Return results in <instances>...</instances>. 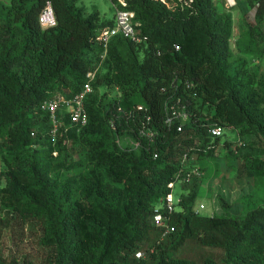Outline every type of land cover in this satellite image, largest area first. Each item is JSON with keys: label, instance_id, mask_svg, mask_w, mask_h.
<instances>
[{"label": "trees", "instance_id": "trees-1", "mask_svg": "<svg viewBox=\"0 0 264 264\" xmlns=\"http://www.w3.org/2000/svg\"><path fill=\"white\" fill-rule=\"evenodd\" d=\"M46 1L1 6L0 207L40 222L49 264H264V77L233 55L231 8L192 0L170 11L157 0H127L147 41L111 39L104 72L85 99L87 124L63 127L52 140L40 104L80 91L102 51L97 31L114 20L101 22L81 0H48L56 25L42 28L38 15ZM248 3L254 25L237 46L264 58V0ZM112 85L119 97L105 99L99 89ZM177 98L190 111L180 130L165 124V103ZM210 123L232 126L239 140L211 137ZM140 127L155 133L140 136ZM123 132L139 141L138 149L117 145ZM233 144L238 177L253 180L238 198L240 212L233 214L218 195L222 214L196 213L194 177L182 184L180 209L170 215L174 231L162 236L152 216L184 155L209 158ZM75 145L81 147L76 159L69 152ZM190 245L198 256L187 254Z\"/></svg>", "mask_w": 264, "mask_h": 264}, {"label": "rangeland", "instance_id": "rangeland-1", "mask_svg": "<svg viewBox=\"0 0 264 264\" xmlns=\"http://www.w3.org/2000/svg\"><path fill=\"white\" fill-rule=\"evenodd\" d=\"M221 7L225 8L224 0H215ZM9 0H0V14L3 12L1 6L8 4ZM87 13L97 10L100 14V21H108L114 19L115 6L110 0H81ZM232 15V36L230 38V46L234 57L246 59L248 70L255 74L257 78L264 77V58L260 55H252L243 53L238 49L237 43L246 42L245 32L249 26L254 25L253 9L249 5L248 0H237V5L229 11ZM98 65L97 73L104 72L103 61H96ZM100 93L105 92V99H115L119 97V89L116 86H102ZM237 132L235 129L224 128V135L221 141H235ZM117 145L121 149L132 150L138 149L139 145L135 137L128 132H123L116 137ZM234 144L228 148L218 147L216 153L209 158L191 157L187 162V167H196L200 171L198 196L194 204V211L202 216H210L212 214H222L223 211L219 205L217 196L221 195L230 204V211L238 214L241 210L238 198L250 191L253 187L252 178L238 177L236 166L239 160V153L235 152ZM81 147L74 146V153L71 149L74 159L79 156ZM245 153V150L242 151ZM5 169L0 158V174ZM71 172H67L69 174ZM184 191L182 184L176 183L173 194L179 196ZM203 204L204 208L200 209L199 205ZM160 202L156 205L159 206ZM42 235L40 222L36 220L22 221L15 214L7 213L0 207V260L4 264H49L50 248L44 246L40 242ZM193 246L190 245L187 254L192 255ZM192 256H198L192 255Z\"/></svg>", "mask_w": 264, "mask_h": 264}, {"label": "built area", "instance_id": "built-area-1", "mask_svg": "<svg viewBox=\"0 0 264 264\" xmlns=\"http://www.w3.org/2000/svg\"><path fill=\"white\" fill-rule=\"evenodd\" d=\"M115 13L114 21L111 26L101 27L96 34L95 42L101 47L102 51L99 54V60L103 61L106 57L108 45L112 38L116 36H121L128 39L135 45H140L147 41V36L142 35L140 31L136 28L135 15L132 10L127 9V0H115ZM160 1L167 9L170 11H175L178 9H183L185 6H189L192 0H157ZM224 5L226 8H233L237 5V0H224ZM254 16V11L252 12ZM38 22L42 28H49L56 25V18L53 12L52 5L50 1H46L45 5L41 9L38 15ZM178 46H176V49ZM99 70L98 65L91 71L86 73V80L83 83L80 91L72 94L71 96L66 95H56L55 97L44 100L39 109L45 115H47L48 128L46 133L51 136L52 140H56L60 129L64 127H83L87 124L88 117L85 109V99L89 93L92 92V83L95 81L96 74ZM120 109V108H119ZM136 109H142V106L137 105ZM190 117V111L187 104L177 98L176 101L165 103V124L170 127L174 124L177 125V129L180 130L183 123ZM149 120V118H147ZM113 127L114 124H112ZM224 128L234 129L232 126H224L217 123H210L208 125V133L211 137H220L224 135ZM139 135L145 137H152L154 131L150 128L139 129ZM34 135V132L31 133ZM238 134H237V139ZM139 145V141L136 139ZM240 144V141H239ZM57 152H53L56 155ZM193 158H187L184 155L181 169L175 176V181L171 182L169 185L171 191L168 195L164 196L160 202V205L156 207L155 213L152 216V222L161 229V235L166 236L167 234L174 231V226L170 222V215L175 211L179 210L178 205L180 196L175 197L173 194L174 187L176 183L180 185L191 181L194 177L200 176V171L198 168H188L187 162ZM200 209L204 208L203 204L199 205ZM140 256L141 253H137Z\"/></svg>", "mask_w": 264, "mask_h": 264}]
</instances>
